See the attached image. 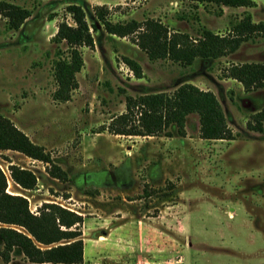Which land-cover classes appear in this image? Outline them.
<instances>
[{"label": "rangeland", "instance_id": "374dc122", "mask_svg": "<svg viewBox=\"0 0 264 264\" xmlns=\"http://www.w3.org/2000/svg\"><path fill=\"white\" fill-rule=\"evenodd\" d=\"M30 11L19 30L0 15V115L8 118L68 177L48 175V165L13 151H0L7 191L27 199L31 213L55 203L82 216L81 264H264V89L246 93L225 77L234 64L264 63V38L251 39L227 57L189 67L151 61L136 34L112 36L99 24L93 49L81 48L78 88L65 103L53 100L54 62L66 46L53 42L58 25H74L66 12L80 5L89 24L94 8H107L113 24L160 21L170 32L197 39L201 30L219 35L244 16L264 23V0L253 8H222L190 0H0ZM137 62L136 78L124 59ZM190 83L221 103L231 141L199 137L196 115L185 137L112 135L107 127L126 111V98L171 93ZM33 172L32 190L10 178L9 166ZM2 245L0 244V252ZM0 264H2L0 258ZM11 264H32L14 249Z\"/></svg>", "mask_w": 264, "mask_h": 264}, {"label": "trees", "instance_id": "16d2710c", "mask_svg": "<svg viewBox=\"0 0 264 264\" xmlns=\"http://www.w3.org/2000/svg\"><path fill=\"white\" fill-rule=\"evenodd\" d=\"M222 8H253L252 0H190ZM67 14L74 25L61 22L53 42L64 44L66 54H59L54 62L53 75L56 90L53 100L65 103L71 100L78 88L76 75L83 68L81 48L93 49L92 32L99 24L112 36L128 37L136 34V42L151 61L169 60L182 67L191 66L196 60L209 62L234 54L242 44L257 37L264 38V23H254L250 15L235 23L229 33L219 35L203 29L197 39L188 34L172 33L160 21H131L113 24L107 19V8H94L95 20L89 24L80 5L69 4ZM0 15L7 19L10 30L17 31L30 17V11L17 5L0 1ZM99 24H98V22ZM133 75L140 79V65L124 59ZM226 78L239 82L246 93L264 89V63H242L230 66ZM196 115L199 137L207 141H231L234 136L227 124L220 101L211 91L200 90L193 84L183 83L171 93H145L126 98V111L107 127L112 135L132 137H172L171 127L178 137H185L187 118ZM254 128L262 131L264 108L255 113ZM0 151H13L47 166L48 175L60 182L68 180L67 174L52 162L45 148L34 144L8 118L0 115ZM11 180L24 190H32L37 178L33 172L15 165L9 166ZM6 175L0 169V258L2 264H11V254L19 249L32 264H81L83 241L80 226L82 216L55 203H44L37 214L31 213L26 198L7 191Z\"/></svg>", "mask_w": 264, "mask_h": 264}, {"label": "crops", "instance_id": "0c3cea01", "mask_svg": "<svg viewBox=\"0 0 264 264\" xmlns=\"http://www.w3.org/2000/svg\"><path fill=\"white\" fill-rule=\"evenodd\" d=\"M9 192V191H8ZM12 194V193H11ZM22 254V253H21Z\"/></svg>", "mask_w": 264, "mask_h": 264}]
</instances>
